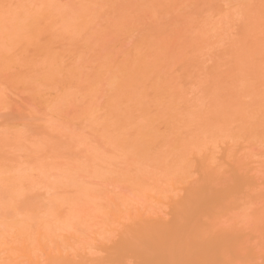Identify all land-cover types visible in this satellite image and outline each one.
Listing matches in <instances>:
<instances>
[{
	"label": "bare ground",
	"instance_id": "6f19581e",
	"mask_svg": "<svg viewBox=\"0 0 264 264\" xmlns=\"http://www.w3.org/2000/svg\"><path fill=\"white\" fill-rule=\"evenodd\" d=\"M0 264H264V0H0Z\"/></svg>",
	"mask_w": 264,
	"mask_h": 264
}]
</instances>
